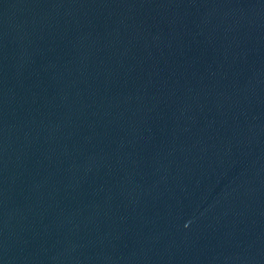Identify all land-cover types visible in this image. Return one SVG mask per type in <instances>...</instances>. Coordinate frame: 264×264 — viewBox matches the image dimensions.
<instances>
[{"label":"water","instance_id":"1","mask_svg":"<svg viewBox=\"0 0 264 264\" xmlns=\"http://www.w3.org/2000/svg\"><path fill=\"white\" fill-rule=\"evenodd\" d=\"M0 264H264V0H0Z\"/></svg>","mask_w":264,"mask_h":264}]
</instances>
